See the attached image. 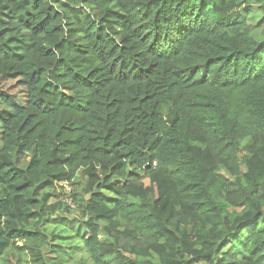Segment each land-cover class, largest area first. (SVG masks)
<instances>
[{
    "label": "trees",
    "instance_id": "trees-1",
    "mask_svg": "<svg viewBox=\"0 0 264 264\" xmlns=\"http://www.w3.org/2000/svg\"><path fill=\"white\" fill-rule=\"evenodd\" d=\"M0 264H264V0H0Z\"/></svg>",
    "mask_w": 264,
    "mask_h": 264
},
{
    "label": "rangeland",
    "instance_id": "rangeland-1",
    "mask_svg": "<svg viewBox=\"0 0 264 264\" xmlns=\"http://www.w3.org/2000/svg\"><path fill=\"white\" fill-rule=\"evenodd\" d=\"M2 87H3V89L4 90H6L10 95H20L21 94V86H19L17 83H15L14 81H8V82H5V83H3L2 84ZM77 184L75 185V187L76 188H81L82 187V184H81V182H82V179L81 178H78L77 179ZM145 183L146 184H149V180L148 179H146L145 180ZM65 187V186H64ZM69 188H70V190H67L66 189V187H65V192L66 193H71L72 192V188H73V186L71 185H69L68 186ZM67 196L68 195H65V197L64 198H67ZM66 201H67V203L69 204V205H71L70 207L71 208H74V204H73V202L71 201V204L68 202V198L66 199Z\"/></svg>",
    "mask_w": 264,
    "mask_h": 264
},
{
    "label": "built area",
    "instance_id": "built-area-1",
    "mask_svg": "<svg viewBox=\"0 0 264 264\" xmlns=\"http://www.w3.org/2000/svg\"><path fill=\"white\" fill-rule=\"evenodd\" d=\"M64 186L66 187L67 190H70V188L68 187L69 186V183H64ZM71 199H68V202L71 204Z\"/></svg>",
    "mask_w": 264,
    "mask_h": 264
},
{
    "label": "clouds",
    "instance_id": "clouds-1",
    "mask_svg": "<svg viewBox=\"0 0 264 264\" xmlns=\"http://www.w3.org/2000/svg\"><path fill=\"white\" fill-rule=\"evenodd\" d=\"M68 199H71V198H68ZM72 200V199H71Z\"/></svg>",
    "mask_w": 264,
    "mask_h": 264
}]
</instances>
